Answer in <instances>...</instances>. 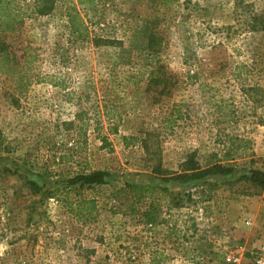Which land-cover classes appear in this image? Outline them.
<instances>
[{
    "label": "rangeland",
    "instance_id": "obj_1",
    "mask_svg": "<svg viewBox=\"0 0 264 264\" xmlns=\"http://www.w3.org/2000/svg\"><path fill=\"white\" fill-rule=\"evenodd\" d=\"M165 1L56 0L0 33L14 67L0 71V264H258L264 189L241 178L264 171V0ZM190 158L234 172L157 171ZM92 170L108 182L69 183Z\"/></svg>",
    "mask_w": 264,
    "mask_h": 264
},
{
    "label": "trees",
    "instance_id": "obj_2",
    "mask_svg": "<svg viewBox=\"0 0 264 264\" xmlns=\"http://www.w3.org/2000/svg\"><path fill=\"white\" fill-rule=\"evenodd\" d=\"M176 0H166L165 3L175 2ZM56 0H38L36 4L31 7V5H26L25 3L19 4L17 0H0V33H14L18 31L19 27L23 24L26 18H30L34 13L40 16L49 14L54 10ZM80 6L86 8H95L96 0H78ZM69 27L71 31V36L75 38V41H85L89 37L88 25L84 21V17L81 16L80 10L76 6L69 7L67 12ZM255 29L256 26H254ZM264 29V26L262 27ZM11 44L5 40V37L0 39V71L9 73L14 69L11 65ZM32 55L28 54L25 58L27 63H31ZM19 74L22 71L18 70ZM13 74V73H12ZM24 77V76H20ZM166 86H164L161 92H164ZM110 134H118V126L108 128ZM103 142L102 149L110 148L112 150V143L109 141L107 135L100 136ZM141 139L135 135L123 136V143L125 147H130L134 144V141H140ZM160 173L161 178L165 181H179L181 183H187L189 181L200 180L209 176L216 175H229L234 172V168L231 165H224L221 163H216L206 168H202L193 159L187 160L184 164V171L181 173H175L169 176L162 175L164 170L160 167L157 169ZM111 173L106 170H92L90 172H83L75 175L69 179V183L74 187L87 186L89 188L106 184L108 182ZM241 179H246L251 182L256 188L264 189V171L252 170L250 175H245ZM35 189L38 188L37 182H29ZM147 190L152 191L154 187L146 186ZM126 189H121L117 191V194H121ZM144 218L148 223H156L159 219L158 208L156 207L154 201L150 203L144 213Z\"/></svg>",
    "mask_w": 264,
    "mask_h": 264
},
{
    "label": "built area",
    "instance_id": "obj_3",
    "mask_svg": "<svg viewBox=\"0 0 264 264\" xmlns=\"http://www.w3.org/2000/svg\"><path fill=\"white\" fill-rule=\"evenodd\" d=\"M228 260L231 261L232 257H228ZM257 263L258 264H264V249L262 251V256L260 258H257Z\"/></svg>",
    "mask_w": 264,
    "mask_h": 264
}]
</instances>
